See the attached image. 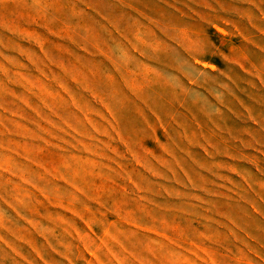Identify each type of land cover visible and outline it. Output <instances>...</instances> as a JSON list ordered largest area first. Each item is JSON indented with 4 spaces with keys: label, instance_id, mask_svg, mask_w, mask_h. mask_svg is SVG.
Instances as JSON below:
<instances>
[{
    "label": "rangeland",
    "instance_id": "374dc122",
    "mask_svg": "<svg viewBox=\"0 0 264 264\" xmlns=\"http://www.w3.org/2000/svg\"><path fill=\"white\" fill-rule=\"evenodd\" d=\"M0 264H264V0H0Z\"/></svg>",
    "mask_w": 264,
    "mask_h": 264
}]
</instances>
